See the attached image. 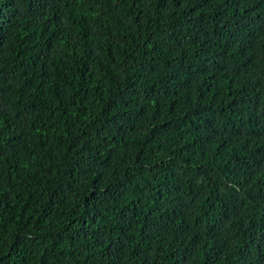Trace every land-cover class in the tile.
<instances>
[{
	"label": "trees",
	"instance_id": "1",
	"mask_svg": "<svg viewBox=\"0 0 264 264\" xmlns=\"http://www.w3.org/2000/svg\"><path fill=\"white\" fill-rule=\"evenodd\" d=\"M0 264H264V0H0Z\"/></svg>",
	"mask_w": 264,
	"mask_h": 264
}]
</instances>
